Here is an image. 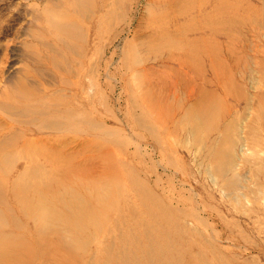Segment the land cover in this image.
<instances>
[{
	"label": "rangeland",
	"instance_id": "rangeland-1",
	"mask_svg": "<svg viewBox=\"0 0 264 264\" xmlns=\"http://www.w3.org/2000/svg\"><path fill=\"white\" fill-rule=\"evenodd\" d=\"M152 218L264 264V0H0V264H148Z\"/></svg>",
	"mask_w": 264,
	"mask_h": 264
},
{
	"label": "bare ground",
	"instance_id": "bare-ground-1",
	"mask_svg": "<svg viewBox=\"0 0 264 264\" xmlns=\"http://www.w3.org/2000/svg\"><path fill=\"white\" fill-rule=\"evenodd\" d=\"M14 195L17 197V200H19L20 198L23 197V192L19 188V189H16L14 191ZM26 202H27V206H26V209L24 211H26L27 214L30 215L32 218H34L36 220H39L41 218V216H40L41 215L40 207L44 204L43 201L39 202L40 207H39V204L38 205H34L33 209H31V206L29 204V200L26 199ZM110 206H111V204H110ZM108 208H110V207L108 206ZM108 208L106 209L105 205L103 206V209H102V206H101V210L98 208L100 210V212H102L103 216L106 219H107L108 215H110L112 213V211H113L112 210L110 212V209H108ZM112 208L113 207H111V209ZM95 209H97V208H95ZM81 212L82 211L80 210L78 212V214L74 215V217L77 218L78 216H80ZM153 212L154 211L148 212V213H149L150 216H155L154 215L155 213H153ZM71 213L74 214V211H71ZM80 217H82V216H80ZM151 221H152V223H150V221H149L146 224L145 229H144V231H145L144 233L145 234L143 233L145 238H146V240H147V243H145L143 246H140V248H138V252L139 251L141 252L142 258L146 259V261H147L146 263H148V264L150 262L153 263V264H170L171 258L169 256L172 255V252L175 251V248H174V246H172V243H171V240H170L171 234H170V232L168 230H165L163 228L164 226L163 227L161 226L164 230H159L158 229L157 224H159V220L157 218H152ZM69 224H70V222H69ZM142 237H143V235H142ZM160 242H162L164 244L166 243L169 246L168 247L169 249L168 250H164L163 248L159 247L158 244ZM171 248H172V251H171ZM175 252H177V251H175ZM104 259H105V263L106 264H109L112 261H114L113 262V264H114L115 262L117 263L118 261L119 262L127 261L128 259H130V257L127 256L125 253H120L118 255H116V254L106 255Z\"/></svg>",
	"mask_w": 264,
	"mask_h": 264
}]
</instances>
